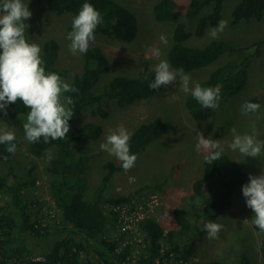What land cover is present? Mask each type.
<instances>
[{"label": "rangeland", "instance_id": "obj_1", "mask_svg": "<svg viewBox=\"0 0 264 264\" xmlns=\"http://www.w3.org/2000/svg\"><path fill=\"white\" fill-rule=\"evenodd\" d=\"M157 1L159 0L115 1L126 7L136 17L138 36L131 43L121 44L106 37L99 39L95 35V42L91 45L99 46L107 56L109 71L104 78L101 76L99 82L92 88L93 91L101 93L102 87L117 76L137 77L139 75H134L136 71H150L154 74L152 69L159 60L151 56L148 49L150 47L159 48L161 51L159 59L167 60L172 32L177 21L184 23L188 31H193L195 21L185 18V11L190 0H173L177 5L179 17L177 21L167 22H157L153 18L152 8ZM45 2L46 0H29L28 7L32 16L25 21L29 25L27 35L30 41L40 45L41 51L43 43L47 40L52 39L58 43L60 53L56 61V68L66 71L67 77L62 79L70 83L74 75H79L84 64V53L78 52L73 55L69 50L70 41L66 38L73 15L69 13L61 16L54 15L47 10ZM235 3L236 0L224 2L220 20H226L228 25L218 38L213 39L209 36V28L202 37H190L187 44L202 47L212 40L225 39L234 41L240 47H247L254 41H264V14L257 21H241L234 24L231 10ZM162 34L168 39L167 45L162 44L159 39ZM255 50L251 47L246 52L233 54L232 57L240 56L241 58L251 55L246 86L238 95L221 101L214 115L207 121L194 120L185 110L184 101L190 92L186 94L180 90L179 78H177L173 84L166 87L161 86L158 93L132 104L119 107L116 102L102 100L100 110L106 114V117L102 116L100 112L93 115L89 110H86L74 123V126L91 123L101 127V133L96 140L83 139L71 144L72 149L77 151L76 155L85 166L83 174L86 181L84 199H89L100 186L105 175V170L102 168L105 161L114 162L116 165L120 162L116 157L100 148V145L105 142L109 128L115 129L123 125L127 130L133 132L140 124L150 123L155 119H160L166 126L163 134L152 136L140 147L136 154L135 166L129 171L116 172L104 189V199L114 196L130 197L128 202L114 207H109V204L102 206V208H106L107 212L112 210L117 215L116 221L108 224L110 234L104 237L109 240L118 238L120 246L130 245L131 251L127 254L128 261L135 263L143 257L140 250L143 235L136 226V218L139 216L154 218L165 232L177 230L178 235L183 236L179 234L174 209L183 208L189 216L192 206L190 199L193 197L195 203L201 201L199 197L194 196L192 189L193 183L203 175L204 155L206 154L203 150L200 152L196 150L197 132H202L206 139L211 136L213 140H220L223 152L237 161L244 171L245 182L242 185L248 182L249 174L259 176L261 172L264 173V150L260 156L254 159L244 157L238 150L233 151L229 147L233 140V134L230 131L233 127L241 135L251 134L255 128L257 138L264 140V113L259 115L264 111V45L257 48V56L253 55ZM146 56L149 58L145 59ZM230 58L228 55H222L210 66L187 73L190 75L192 85L201 84L203 80L206 81L211 71ZM173 94L176 97L175 100L170 99ZM252 97L256 98L261 107L249 116L242 112V105ZM6 111L9 112L11 109L7 106ZM16 114L26 123L27 114ZM0 128H7L17 136L21 135L17 129L12 128L3 120H0ZM37 142H29L25 136H21V143L16 145V151L12 155V162L18 173L28 171L33 177V183L24 190V197L25 199L38 200L40 206L36 207L35 211L37 210L39 220L36 221L40 225L48 227V232L43 233L41 241L31 237L23 240L33 252L32 255L35 258H40V255L51 250L50 242L54 243L59 238L53 234L58 233L63 216L51 198L50 183L53 176L47 171L55 150L52 147H45L34 154L30 148ZM0 175L9 179L8 169L1 162ZM130 177H134V181H130ZM166 179H169V182L164 185L163 192L160 194H152L148 191L137 192L144 186L158 184ZM242 185L230 193L231 200L225 212L214 220L202 217L196 223L198 231L192 234V239L196 244L194 255L185 261L171 259V264H206L211 260L224 264H238L241 257H246L251 264H264L260 254V242L263 235L253 229V211L246 206L245 197L241 192ZM143 189L141 191H144ZM4 203L11 204V201L8 195L1 193L0 205L2 206ZM78 206L79 204L76 203V207ZM9 208L12 209V206L10 205ZM13 211H15L14 208ZM208 221L223 225L215 239H209L204 229V223ZM89 259L88 261L95 264L98 260L93 255H90Z\"/></svg>", "mask_w": 264, "mask_h": 264}, {"label": "trees", "instance_id": "obj_2", "mask_svg": "<svg viewBox=\"0 0 264 264\" xmlns=\"http://www.w3.org/2000/svg\"><path fill=\"white\" fill-rule=\"evenodd\" d=\"M115 1L46 0L45 7L54 15L61 16L69 13L74 17L78 14L83 3H90L103 18L102 23L95 30V35L99 39L106 37L121 44L131 43L138 36L137 19L131 11ZM225 1L190 0L185 17L195 21L194 30L189 32L183 23H176L172 32L171 45L167 52L168 63L173 68H183L185 73L208 67L222 55L230 56L228 61L211 71L207 80H203L200 84L205 88L219 87V103L226 98L238 95L246 86L251 55L241 58L240 56L232 57L233 54L246 52L253 47L256 49L253 55L257 56V48L264 45V41H254L247 47H240L234 41L225 39L212 40L202 47L187 44L190 37H202L207 29L218 25ZM152 14L157 22L177 21L179 17L177 5L173 0L157 1L153 6ZM263 14L264 0H236L231 10L234 24L241 21L260 20ZM71 30L72 22L68 26L67 33ZM59 53L60 48L55 40L51 39L43 43L41 57L44 60L45 71L56 72L65 79L66 71L56 68ZM83 58L84 64L81 72L79 75H74L68 83L78 89V92L65 93V95L71 96L75 102L74 115L69 120L70 131L66 134V138L56 140L49 138L47 143L41 138L30 148L34 154L45 147H52L55 150L47 171L53 176L50 183L51 197L63 216L58 233L53 234L59 238L54 243L50 242L51 250L49 252L40 255L43 260H35L33 252L23 240L31 237L41 241L43 233L48 232V227L43 229L36 219L31 217L33 214L28 207V202L31 199L24 197V190L33 183L34 179L28 171L17 172L12 162L13 153L7 151V144H0V162L6 165L9 176L8 179L0 175V194L8 195L11 201V204L0 205V264H95L88 261L90 255L98 258L96 264H171V259L187 260L196 251V244L192 239V234L198 231L196 223L202 217L214 220L226 211L231 200L230 193L245 182L242 167L224 152L221 158L212 164L204 162L203 175L192 186L194 196L199 197L201 201L197 204L193 197L190 199L192 206L189 216L183 208L174 209L179 234L183 236H179L177 230L165 232L154 218L146 217L139 220L137 227L143 235L140 248L143 257L135 263L128 261L127 254L130 253L131 246H120L116 237L112 240L104 237L110 234L108 224L114 223L117 215L113 211L107 212L106 208H102L104 204L113 206L128 202L129 196H114L103 200L107 182L116 172L124 169L121 167V162L116 165L114 162L105 161L102 165L105 175L100 186L89 199H84L86 181L83 174L85 166L76 155L77 151L72 149L71 144L83 139L96 140L101 133V127L91 123L74 126V123L86 110H89L93 115L100 112L102 116L106 117V114L100 110L102 100L116 102L121 107L147 99L158 93L160 88L153 90L149 87V84L155 79L152 72L136 71L134 75L139 76L114 77L102 87L101 93H96L92 88L99 82L101 76L104 78L109 71V59L97 45H90L88 51L83 54ZM246 102L259 104L254 97L249 98ZM8 107L14 113L9 111L7 116L0 113V120L6 121L21 133V135H15L16 140L13 141L19 145L21 136H25L23 129L25 122L16 113L27 114L30 109L26 108L19 100L15 104H9ZM184 107L190 117L197 121L209 120L216 110L202 107L191 93L185 98ZM262 113L264 111L259 115ZM247 114L250 116L253 113ZM165 128L166 126L160 119L140 124L132 132L129 141L130 153L136 155L145 142L154 135L163 134ZM168 182L169 179L162 180L158 184L144 186L137 192L148 191L152 194H160ZM30 202L33 204L32 201ZM76 203L79 204L78 207H76ZM10 205L12 209L9 208ZM41 229H43L42 232ZM253 229L263 235L260 242V254L264 260V232H261L254 224ZM206 264L224 263L211 260ZM238 264L251 263L246 257H241Z\"/></svg>", "mask_w": 264, "mask_h": 264}, {"label": "clouds", "instance_id": "obj_3", "mask_svg": "<svg viewBox=\"0 0 264 264\" xmlns=\"http://www.w3.org/2000/svg\"><path fill=\"white\" fill-rule=\"evenodd\" d=\"M28 2L29 0H0V113L7 116V106L19 100L30 109L26 123L23 124L26 140L36 142L43 138L47 143L49 138L52 140L66 138L70 131L69 120L73 118L75 102L65 93L78 92V89L65 82L56 72L45 71L40 45L30 41L26 35L29 25L25 21L32 16ZM102 20L100 12L92 4L83 3L78 14L73 17L72 30L66 37L70 41L69 50L73 55L88 51L90 45L95 42V30ZM178 22L180 21L176 23ZM227 25L226 20H220L215 28L209 29V36L213 39L218 38ZM159 39L162 44H168L165 35L162 34ZM148 52L159 60L152 69L155 79L149 84L151 89L166 87L179 78L180 90L186 94L190 92L202 107L213 110L219 107V87L205 88L199 83L192 85L190 75L185 73L183 68H173L167 60L159 59L161 56L159 48L150 47ZM170 99L175 100V95H171ZM260 107L258 103L245 102L242 105V112L255 113ZM230 131L233 140L229 147L233 151L238 150L244 157L254 159L262 154L264 140L257 138L255 128L251 134L243 135L237 133L234 127ZM131 136L132 132L123 125L115 129L109 128L105 142L100 145L101 150L121 162V167L125 171L131 170L137 160V156L130 153ZM196 137L198 141L196 150L198 152L203 150L206 153L204 155L206 163L212 164L221 158L224 149L220 140H213L211 136L206 139L202 132H197ZM15 140L16 136L12 130L0 128V144H7L9 153L16 151V144L13 143ZM129 179L134 181L135 178ZM241 192L245 197L246 206L254 213L252 223L264 232V173L261 172L259 176L249 174L248 182L242 185ZM41 227L46 229L47 226ZM222 227L223 225L212 221L204 223L209 239L217 238ZM35 259L39 261L41 258Z\"/></svg>", "mask_w": 264, "mask_h": 264}, {"label": "crops", "instance_id": "obj_4", "mask_svg": "<svg viewBox=\"0 0 264 264\" xmlns=\"http://www.w3.org/2000/svg\"><path fill=\"white\" fill-rule=\"evenodd\" d=\"M52 182V181H51ZM51 195V194H50ZM52 198V197H51ZM53 199V198H52ZM104 199V198H103ZM30 201H32L33 202V204L30 202ZM28 203H29V206L28 207H30V211H31V213L33 214V216H31L33 219L35 218L36 220H37V210L35 211V208L36 207H38V206H40V204H39V202H38V200L37 199H31ZM104 206V205H103Z\"/></svg>", "mask_w": 264, "mask_h": 264}, {"label": "built area", "instance_id": "obj_5", "mask_svg": "<svg viewBox=\"0 0 264 264\" xmlns=\"http://www.w3.org/2000/svg\"><path fill=\"white\" fill-rule=\"evenodd\" d=\"M118 209H120V208H118ZM114 210H115V208H114ZM113 212H114V211H113ZM115 213H116V212H115ZM143 217H144V216H139V218L137 217V218H136L137 223H138L139 220L144 219ZM136 226H137V225H136ZM193 261H195V259H193ZM172 264H173V263H172Z\"/></svg>", "mask_w": 264, "mask_h": 264}, {"label": "bare ground", "instance_id": "obj_6", "mask_svg": "<svg viewBox=\"0 0 264 264\" xmlns=\"http://www.w3.org/2000/svg\"><path fill=\"white\" fill-rule=\"evenodd\" d=\"M49 7V6H48ZM53 58V57H52ZM53 60V59H52ZM88 197V196H87Z\"/></svg>", "mask_w": 264, "mask_h": 264}]
</instances>
